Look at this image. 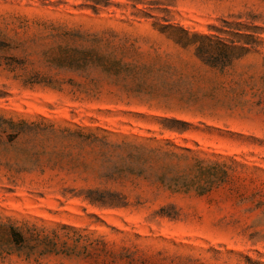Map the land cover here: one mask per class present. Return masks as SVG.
I'll use <instances>...</instances> for the list:
<instances>
[{
    "label": "rangeland",
    "instance_id": "rangeland-1",
    "mask_svg": "<svg viewBox=\"0 0 264 264\" xmlns=\"http://www.w3.org/2000/svg\"><path fill=\"white\" fill-rule=\"evenodd\" d=\"M0 264H264V0H0Z\"/></svg>",
    "mask_w": 264,
    "mask_h": 264
},
{
    "label": "trees",
    "instance_id": "trees-1",
    "mask_svg": "<svg viewBox=\"0 0 264 264\" xmlns=\"http://www.w3.org/2000/svg\"><path fill=\"white\" fill-rule=\"evenodd\" d=\"M255 30L258 31L259 29L255 28ZM182 33H184V35L187 38H189V34L187 32L182 30ZM192 38L203 41V44H201L196 49L197 54L202 58H205L207 56L208 58L207 61L211 62V65L214 67L217 66L227 67L231 65L233 60L238 59L244 56L246 53H248L249 51V49L247 48L248 45H256L259 42L252 35H247L246 36L247 41H244L242 45H235L234 43H232V45H228L220 38L214 39V37L212 36H202L195 34L192 36ZM218 49L221 50L222 54H216L215 51H217ZM171 122L179 123L178 121H171ZM181 124H183L184 126H188L185 123H181ZM13 126L18 127L19 125L15 124Z\"/></svg>",
    "mask_w": 264,
    "mask_h": 264
}]
</instances>
